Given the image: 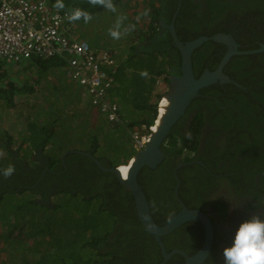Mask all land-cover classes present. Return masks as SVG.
<instances>
[{"label": "trees", "instance_id": "1", "mask_svg": "<svg viewBox=\"0 0 264 264\" xmlns=\"http://www.w3.org/2000/svg\"><path fill=\"white\" fill-rule=\"evenodd\" d=\"M139 1L147 2V0H114L117 11L111 12L103 7L89 4L88 0H63L65 7L61 9L68 14L76 8L87 11L92 16L90 21L85 22L83 19L74 21L83 39L94 46H101L108 42L105 45L106 50L115 55L122 51L119 67L113 74V86L109 92L110 100L119 106L120 122H111L100 115L106 120L105 123L101 122L100 113L95 114L91 102L88 100L87 103L81 97L82 89L75 86L73 76L67 71L68 65L65 58L59 55L51 58L37 55L29 61L0 62V159L2 158L5 165L12 166L17 173L10 180L0 176L3 185H13L11 191L0 184V199L8 194H22L27 197L28 204H35L33 200L35 196L51 194L57 197L64 194L62 204L55 203V205L66 208L74 198H78L82 204L86 205V207L83 206L82 217L90 223L93 222L94 225L85 222L87 224L75 227L73 229L75 232L74 259L63 258L52 264H135L140 258L138 254L143 251L145 255L147 245L154 241L153 236L144 229L138 219L132 195L124 186L119 184L120 192L115 190L114 185L108 186L109 193L101 192L102 180L105 178L110 182L113 180V175L100 171V168L89 158L77 154L68 155L67 164H78L81 172L73 176H70L68 172L65 177L48 172L45 180L39 186L36 185L45 169L43 158L46 157V160H49L51 170H62V156L70 150L98 154L100 160H104L111 166L127 164L137 152L130 129L144 128L141 133L145 134L148 133L146 132L148 128L154 125L158 111L155 99L161 96L156 92L158 81L168 82L171 75L172 60L167 47L172 41L160 40L159 43L151 44L150 42L160 33L163 12L165 11L164 17L167 21L171 20L178 0H156L152 9V19L145 30L137 27L131 7L132 4L134 9L142 11ZM47 2L50 6L57 8L56 0H47ZM150 2L153 4V0ZM205 2L206 9L200 14L194 11L200 5L199 3L195 4L193 0H182L176 20L177 25L181 19V22L187 21L190 24L202 21L204 25L202 36L210 37L218 32H209L208 28L223 27L224 33L231 32L235 36L241 50L259 47L258 42L262 35L256 31V22L259 19L257 8L258 5H264V1L205 0ZM119 10L122 13L118 14ZM120 16L127 18L124 26L134 25L128 31V40H124V33L120 39H113L109 34V30L115 25L112 23L113 20H117ZM105 17H112V22H106ZM246 31L256 35V38H250ZM105 38L110 41H103ZM213 43L214 41H206L203 45L209 47ZM226 50L227 47L223 44L217 46L219 58H222ZM249 58L236 57L234 61L242 66H252L247 61ZM19 66L20 68L17 69ZM258 66V74L253 77L256 83L254 87L247 84L248 90L245 93L234 92L231 88L224 90V101L233 97L238 105H242L240 109L248 114L252 123L264 117V104L260 103V99L264 96V64L263 66L258 64ZM145 70L147 76H142L141 72ZM82 103L88 106L78 109L77 106ZM244 107H249V110ZM86 108L91 112L86 111ZM12 111H15L14 114H10ZM13 115L15 117H12ZM202 119V116L195 118L192 130L198 128V123ZM10 122L19 126L13 127ZM250 129H253V126ZM199 138L200 132L186 134L175 130L170 132L161 147L166 156L191 155L198 150ZM125 149L126 154H123ZM18 154L29 166L23 167L15 162ZM34 155H36L35 159ZM37 155L40 159H37ZM165 162L166 160L159 165L160 171ZM3 170L0 168V171ZM49 180L57 182L58 188L55 192L48 187ZM139 182L142 189H145L140 178ZM32 185L35 187L18 190L19 186ZM255 191L261 193L264 191V186L256 188L252 185L251 195H256ZM118 194L121 195L119 198L115 196ZM123 194L125 197L122 196ZM259 202L264 206V198H260ZM176 205L175 212L173 211L175 205L166 208V215L162 211L164 216L162 219L155 216L153 212L156 223L164 225L169 222L180 210L179 204ZM42 206L45 207V205ZM104 222L108 224L103 235L98 233V236H93V229ZM189 223L202 224L194 220L184 225ZM178 229L173 233L180 232ZM22 230H24L23 227L8 230L5 218H0V246L2 243L8 244L6 248L1 247L3 252L0 253L7 254L12 246L14 251L21 250L20 253L29 255L30 252L24 251V248L19 249L18 245L20 242L26 245L27 242L35 241L37 244L32 245L30 258L25 264H38L41 259V252L36 248L38 242H49L46 237L31 236L30 232L26 235V239L14 233ZM113 233H115L113 244L117 245L115 247L111 246L109 241ZM234 237L233 230L227 237V247L231 246ZM101 241H106V251L103 249L104 246L99 247ZM216 242L219 241L216 239ZM156 252L160 253L158 249ZM159 255L150 257L147 264H159L163 259L162 255ZM144 263L142 260L141 264Z\"/></svg>", "mask_w": 264, "mask_h": 264}, {"label": "flooded vegetation", "instance_id": "2", "mask_svg": "<svg viewBox=\"0 0 264 264\" xmlns=\"http://www.w3.org/2000/svg\"><path fill=\"white\" fill-rule=\"evenodd\" d=\"M193 1L195 4H200L194 11L200 14L203 13L206 9L205 0ZM226 1L236 2L238 0ZM181 2L182 0H178L171 20L167 21L166 17H164L165 11L163 12L160 21V33L150 44L159 43L160 40H170L172 43H176L173 36L174 33L177 39L183 43H188L202 37L201 32L204 30L202 21H199L197 24H190L187 21L181 22L182 19H179L180 22L178 21L177 25L176 20L181 9ZM257 13L259 14V19L256 22V31L262 35V38L258 42V48L249 50L259 49L264 46V5H258ZM168 14H170L169 11ZM175 14H177L176 17ZM173 20L174 26L171 28L170 25L173 23ZM224 30L223 27L216 26L207 29L209 32L218 31L210 37L218 33H224ZM247 33L250 35V38H256V35L251 32ZM229 34L233 37L237 45L236 48L241 50L240 43L235 36L231 32ZM208 41H214V43L207 47L203 45L205 41L202 44L203 46L199 45L192 54L193 71L196 80L216 72L222 59L229 52V47L225 43L212 39ZM219 44L227 47L222 58H219V54L216 51ZM167 50L172 60V66L170 67L171 75L168 82L164 80L162 82L168 85V92L164 93V95L169 97L171 96L170 92L173 88V83L178 85L180 83L179 79L183 77V73L181 71L182 53L179 48L175 45H170L167 47ZM236 57L241 59L250 57L247 61L252 66L239 65V63L234 61ZM258 64H262V66L264 64V50L255 54L234 55L223 68V72L229 80L222 81L218 79L214 83L198 89V95L194 97L185 113L169 131L174 132L176 130V132H185L186 134L188 132H200L199 147L196 153H192L191 155L166 156L162 150V160L155 167L144 166L139 173L141 184L145 186V189H143L148 199L150 211L151 213L154 212V215L158 218H164L162 211L166 215L167 207L175 205V210H173L175 212L177 209L176 204H179L180 210L182 209L176 195L177 189L178 197L187 208L203 212L210 218L213 225L214 241L208 258L202 264H225L223 250L227 247L226 241L229 234L233 230L236 233L240 224L251 216L257 214L264 216V206L259 202L260 198H264V191L261 193L255 191L256 195H251L250 193L252 185L256 188L264 186V117H260L252 123L248 114L246 113V115L240 109L242 105H238V102L233 97H229L227 101H224L225 89L231 88L234 92L245 93L248 90L247 84L249 86L253 85L252 87L255 86L256 83L253 77H256L258 74ZM189 86L190 82L183 83L180 93L182 94L184 87L189 90ZM260 103L264 104V96L260 99ZM161 105L160 114H163L165 112L164 107L168 105V101L164 100ZM244 109L249 110V107H244ZM199 116H202L203 119L199 121L198 128L192 130L195 118ZM252 126L253 129H250ZM89 153L94 155L102 164L109 166L107 162L98 158V154ZM165 160L163 169L160 171L158 167ZM21 164L27 167L25 163L21 162ZM64 165L65 168L64 166L62 167L64 173L58 176L65 177L68 172H70V176H73L81 172V167L78 164H67L65 161ZM100 171L110 174L102 169ZM15 173L16 171L11 176L5 177L3 171H0V176L2 175L3 178L10 180V178L14 177ZM242 173L244 174L242 175ZM124 177L127 178L126 174ZM43 180H45V177ZM102 181L101 192L104 193H109V185H114L115 190L119 192L121 191L120 187L123 186L121 184L120 186L114 177L110 182L105 178ZM47 183L48 187H51L50 190L53 192L57 190L58 185L56 181L49 180ZM115 196L119 198L121 195ZM122 196L125 197L124 194ZM51 197V194H43L40 197H36L34 201L52 205L50 203ZM223 213L224 215H222ZM178 230H180L178 233H173V231L170 234L161 236L166 252L178 249L183 251L187 256H193L203 248L206 235L203 223L197 225L189 223L183 225V227H179ZM216 239L219 242H216ZM114 240L115 233L109 237L111 246L115 247L117 245L113 244ZM153 240V243L151 242L147 245L145 255L143 251L138 254L140 258L137 259L135 264H141L142 260H144V264H147L150 257H158L160 256L159 254L163 257L161 245L155 240L154 236ZM155 244L156 247H154ZM100 245L99 247L104 246L103 249L106 251V241H101ZM124 245L127 246V244ZM157 249L160 253L156 252ZM186 259L182 254H175L165 264H185Z\"/></svg>", "mask_w": 264, "mask_h": 264}, {"label": "built area", "instance_id": "3", "mask_svg": "<svg viewBox=\"0 0 264 264\" xmlns=\"http://www.w3.org/2000/svg\"><path fill=\"white\" fill-rule=\"evenodd\" d=\"M68 15L47 0H0V62L59 55L93 107L109 121L120 122L119 106L109 98L118 58L76 36ZM135 138L137 150L149 140Z\"/></svg>", "mask_w": 264, "mask_h": 264}, {"label": "water", "instance_id": "4", "mask_svg": "<svg viewBox=\"0 0 264 264\" xmlns=\"http://www.w3.org/2000/svg\"><path fill=\"white\" fill-rule=\"evenodd\" d=\"M176 15L177 14H175V17ZM174 20L173 23L170 25L171 28H173L174 26ZM173 36L175 38L176 43H171V45L177 46L182 53L181 71L183 73V77L179 79L180 83L178 85L173 83V88L170 92L171 96L169 97L167 96L168 100L170 101V106L168 107V111L163 116L157 130L150 137V140L146 144L144 149L135 155L129 169L128 177L123 178L120 172V168L108 167L102 164L91 153L82 150H70L65 152L62 156V162L65 164L66 157L70 154H77L80 156H84L92 160L100 169L111 173L115 177L118 183L126 187L127 191H129L132 195L133 201L135 203L136 213L142 226L148 233L154 236L155 240L162 247V253L164 258L160 264H165L175 254L184 255L187 258L185 264H202L206 260V258H208L214 241L213 225L210 221V218L207 215H205L203 212L187 208L178 197V189H177L176 195L179 202L181 203L182 209L176 215H174V217L167 224L165 225L157 224L150 211L147 196L144 190L142 189V187L140 186L139 173L144 166L155 167L156 164L162 160L163 152L161 146L165 138L170 133L169 131L175 125L178 119L185 113L188 105L191 103L194 97L198 95V89L200 87H204L211 83H214L218 79L222 81L229 80L225 76L223 72V68L226 65V63H228V61L231 59V57H233L234 55H249V54L259 53L262 52V50H264V46L262 48L249 50V51L238 50L236 48L237 45L233 37L227 33H218L212 37L202 36L188 43H183L179 41L175 33L173 34ZM211 39L228 45L229 52L222 59L216 72L204 76L199 80H196L194 76L193 64H192L193 51L199 45H202L205 41ZM187 82H190L189 90H187L184 87V89H182V94H181L180 93L181 85ZM44 159L46 160V157H44ZM49 168H50L49 160H46V168L43 171L40 179L37 181L36 185H38L42 181V179L46 174V171L50 170ZM50 172L54 174H59L58 172H55L53 170H50ZM0 184H2L1 180H0ZM3 187H8V189L12 191L11 188H13V185L6 184L3 185ZM33 187L35 186L34 185L28 187L19 186L18 190H23L26 188H33ZM192 220L200 221L205 225L206 235H205V242L203 248L193 256H187L183 251L178 249H175L172 252H166V250L163 247L161 236H165L167 234L172 233L182 225Z\"/></svg>", "mask_w": 264, "mask_h": 264}, {"label": "rangeland", "instance_id": "5", "mask_svg": "<svg viewBox=\"0 0 264 264\" xmlns=\"http://www.w3.org/2000/svg\"><path fill=\"white\" fill-rule=\"evenodd\" d=\"M156 3V0H153V4L150 2V0H147V2L139 1V7L143 8L142 11L134 9V7L131 4V7L133 9L134 13V21L136 22V25L139 29H147L150 20L152 19V9L153 5ZM147 12V15H142V13ZM122 13L121 10H119L118 14ZM140 17L139 20H137V17ZM106 22H112V17H105ZM113 24L116 23V20H113ZM108 25V24H107ZM80 33V31H79ZM129 32L124 33V40H128ZM103 41H110L108 38H105ZM105 45L108 44V42L104 43ZM105 45H102L103 48H105ZM100 47V45H99ZM121 52H117L118 58L121 56ZM22 67V66H21ZM20 66L17 68L19 69ZM23 68V67H22ZM21 70V69H20ZM24 77V76H23ZM75 86L77 88H81L79 85L75 83ZM159 92H165L168 90L167 83H160L158 87ZM81 97L84 101L87 102L86 97L82 94L81 91ZM88 103V102H87ZM83 106H88L86 103H82L77 106L78 109H83ZM86 111L91 112L88 108H86ZM15 111L10 112V114H14ZM93 112L95 114H99L96 109L93 108ZM92 115V114H91ZM99 114V118L101 119L102 123H105L106 116ZM12 117H15L14 115ZM13 127H18L19 125L16 123L10 122ZM95 126V125H94ZM0 132H1V126H0ZM14 151H17V149H14ZM123 154H126V149L122 152ZM37 155V159H40ZM36 158V155H34V159ZM2 159V158H1ZM0 159V168L6 169L7 165H5L4 161ZM17 160L19 162L24 161L20 158L19 154L17 155ZM43 161V160H41ZM17 173L15 174V176ZM36 198V196H35ZM64 199V196H57L55 198H51L50 204L43 203V202H36L35 204H28L27 203V197L22 194H8L6 196H2L0 199V218H5V222L9 229H14L16 227H23L24 230L14 232L16 235H19L20 237L27 238V234L30 232L31 236L37 237L42 236L46 237V240L49 243H40L38 242V250L41 252V259L38 264H52L57 261H60V259L67 258V260H73L74 259V253H75V245L73 242L74 237V228L83 226L84 224H87L85 222H88L89 224L93 225V222H89L88 220H85L82 217L83 212V206L86 207L85 204H82V202L78 198H74L69 205L64 207L56 206L55 203L62 204V200ZM34 200V199H33ZM42 205H45L42 206ZM97 207L99 206L96 205ZM108 224V222H104L102 225L96 226L93 229V236H98V233L102 234L105 231V227ZM94 226V225H93ZM100 234V235H101ZM11 237V236H10ZM33 244H37L35 241L27 242L26 245L23 242H20L18 245L19 249H23L24 251L30 252L28 254H22L20 253L21 250L14 251L13 247H10V250L8 253H0V264H25L27 263V260L30 258L31 251L33 248ZM8 247V244L2 243L0 246V252H3L2 248Z\"/></svg>", "mask_w": 264, "mask_h": 264}, {"label": "clouds", "instance_id": "6", "mask_svg": "<svg viewBox=\"0 0 264 264\" xmlns=\"http://www.w3.org/2000/svg\"><path fill=\"white\" fill-rule=\"evenodd\" d=\"M88 2H89V4H91L93 6L103 7V8H105L108 11H111V12H116L117 11L116 5L114 4V0H88ZM55 7H57L58 9H63L65 7V4H64L63 0H56ZM142 15H147V12L142 13ZM68 19L70 21H73V22L77 21V20H81V19H83L85 22H88V21H90L92 19V16L87 11H85L83 9H80V8H76V9H74V10H72L70 12V14L68 15ZM126 19L127 18L124 17V16L118 17L114 27L109 30V34H110V36L113 39H120L123 33L130 31L131 27H134V25H132V26H124V21ZM139 19H140V17L138 16L137 20H139ZM74 24H75V32H74V34L76 36H78V37L83 39V37L79 33L78 26L76 25L75 22H74ZM227 34H229V33H227ZM87 42L91 46H93L95 48H101V49L106 50V48H103L102 45L99 47V46H94L89 41H87ZM103 45H105V44H103ZM106 51H108V50H106ZM109 53L112 54L111 52H109ZM112 55H114V54H112ZM116 58H118V57L116 56ZM118 61H119V58H118ZM118 67H119V62H118L117 69H118ZM141 75L142 76H147V71L145 70V71L141 72ZM160 83H163L162 80H159L158 84H157L156 92L161 94V96L159 98H157V100L155 99V101L157 102L158 111H157V116H156L154 125L150 126L148 128V131H146L148 133H145V134L141 133V132H143L144 128H142V129H136V128L130 129L132 138H134V148L137 151L135 153V155L138 154L140 151H142L144 149L146 144L149 142L150 137L157 130V128H158V126L160 124V123L158 124L159 119H160V122H161L163 116L168 111V107L170 106V101L168 100L167 96L164 95V93L168 92V90H166L165 92H159V90H158V87H159ZM82 94L84 95L83 90H82ZM164 100L168 101V105L166 107H164L165 108L164 114H160V107H162L161 104H162V102ZM87 102H89L88 99H87ZM154 128H156V129L154 130ZM136 134H138L139 137L147 136L149 138V140L144 144V146H142L138 150L135 147L136 146V138H135ZM161 149H162V147H161ZM135 155L127 163V164H129V169H130V166L132 164V161H133ZM15 160H16L15 162H18L19 165H23V164H21V162H23L27 166H29L28 163L25 162V160L19 162L17 160V156L15 157ZM43 160H45V159L43 158ZM121 165H126V163L125 164L122 163ZM121 165H119V166H117V165H115V166L109 165L108 167L120 168ZM49 166H50V164H49ZM63 166L65 168V165L62 162V167ZM23 167H25V166L23 165ZM45 168H46V160H45ZM50 170L46 171V173L50 172ZM43 171H42V173H43ZM53 171L59 173V174L52 173V175H55V176L62 175L64 173L63 170H59V169H56V170H53ZM13 172H14V168L12 166H9V167H7L6 169L3 170V175L5 177H9V176H11L13 174ZM42 173H41V175H42ZM45 175H47V174H45ZM43 179H42V181H43ZM41 182L38 184V186L41 184ZM11 189L13 190V188H11ZM20 191H22V190H20ZM59 196H64V194H60ZM36 197H40V196H36ZM51 198H55V197L52 196ZM33 199L35 200L36 198L34 197ZM223 257H224L225 264H264V217H262L260 214H257V215H253L249 219L243 221L240 224L238 230L235 233V237H234V240H233L231 246H228V247L224 248Z\"/></svg>", "mask_w": 264, "mask_h": 264}, {"label": "bare ground", "instance_id": "7", "mask_svg": "<svg viewBox=\"0 0 264 264\" xmlns=\"http://www.w3.org/2000/svg\"><path fill=\"white\" fill-rule=\"evenodd\" d=\"M163 114H164V113H163ZM159 123H160V119H159ZM154 130H155V129H154ZM126 165H127V164H126ZM120 172H121L123 178H125V177H124L125 174H126V177H128V173H129V165H128V166H124V167H120Z\"/></svg>", "mask_w": 264, "mask_h": 264}, {"label": "crops", "instance_id": "8", "mask_svg": "<svg viewBox=\"0 0 264 264\" xmlns=\"http://www.w3.org/2000/svg\"><path fill=\"white\" fill-rule=\"evenodd\" d=\"M26 162V161H25ZM27 163V162H26Z\"/></svg>", "mask_w": 264, "mask_h": 264}]
</instances>
